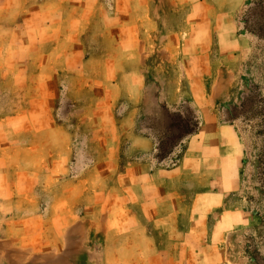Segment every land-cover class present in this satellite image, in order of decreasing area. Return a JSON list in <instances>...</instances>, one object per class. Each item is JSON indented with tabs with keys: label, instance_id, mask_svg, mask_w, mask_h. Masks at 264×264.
I'll return each instance as SVG.
<instances>
[{
	"label": "rangeland",
	"instance_id": "obj_1",
	"mask_svg": "<svg viewBox=\"0 0 264 264\" xmlns=\"http://www.w3.org/2000/svg\"><path fill=\"white\" fill-rule=\"evenodd\" d=\"M262 119L264 0H0V264H264Z\"/></svg>",
	"mask_w": 264,
	"mask_h": 264
},
{
	"label": "trees",
	"instance_id": "obj_2",
	"mask_svg": "<svg viewBox=\"0 0 264 264\" xmlns=\"http://www.w3.org/2000/svg\"><path fill=\"white\" fill-rule=\"evenodd\" d=\"M238 107L230 108V112H236ZM167 120L169 121L165 132L162 134H154L156 147H155V160L157 163H162L173 155L177 147L180 146L186 138L196 134L199 130V123L196 116L188 111L181 109L176 113H165ZM240 115L246 120L253 119L252 114H233L230 116L229 121L238 118ZM262 130L258 132L259 135H264V119H262ZM262 161L260 164H264V151L262 153Z\"/></svg>",
	"mask_w": 264,
	"mask_h": 264
}]
</instances>
